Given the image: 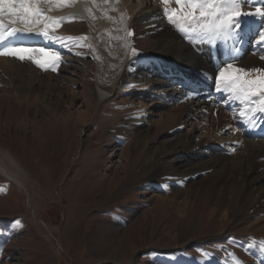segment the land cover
<instances>
[{"label":"rangeland","instance_id":"374dc122","mask_svg":"<svg viewBox=\"0 0 264 264\" xmlns=\"http://www.w3.org/2000/svg\"><path fill=\"white\" fill-rule=\"evenodd\" d=\"M123 2L132 33L129 56L133 48L141 56L124 67L110 99L90 102L88 110L84 105L85 89L98 96L94 50L82 19L52 26L58 37L72 38L70 51L63 44L41 45L59 50L69 63L44 71L29 61L44 79H32L21 67L11 76L0 69V97L6 98L0 102V156L8 165L0 157V264H261L256 255L263 254L264 201L251 213L227 202L219 208L217 195L200 193L197 182L208 165L198 171L181 166L179 158L190 152L174 135H190L196 148L199 133L190 126L158 129L151 107L136 99L140 84L128 85L138 78L134 65L157 57L163 45L140 18L145 6L160 0ZM161 7L167 27L180 33ZM243 10L255 9L246 4ZM107 28L98 36L109 47ZM235 67L248 78L264 75L249 71L264 65Z\"/></svg>","mask_w":264,"mask_h":264},{"label":"bare ground","instance_id":"6f19581e","mask_svg":"<svg viewBox=\"0 0 264 264\" xmlns=\"http://www.w3.org/2000/svg\"><path fill=\"white\" fill-rule=\"evenodd\" d=\"M123 3V0H109L108 3H103V0H59L56 3L39 5L48 10L49 17L57 18V22H65L68 18L82 19L89 30L86 38L94 50L98 97L94 99L89 90H84L82 96L86 110L90 102L99 103L113 97L118 83L122 82L120 78L124 67L132 61L129 56L130 44L127 42L129 20ZM138 4H141V0H138ZM145 7L140 18L147 21L148 31L155 32L153 36H159L163 51L155 58H142L135 64L132 72L139 71L138 78H131L128 85L140 84L141 90L136 99L139 103L151 107V115L158 119L152 122L157 124L158 129L171 126L175 130L190 126L189 131L199 133L196 148L192 146L190 135L182 139L184 135H174L180 139L183 151L190 152L185 153L184 158H179L181 166H189L191 170L198 171L200 166L208 165L206 169L209 170L205 178L197 182L201 185L200 193L209 192L206 193L207 196L217 195L218 201L215 204L219 208L227 202L230 206L237 207L238 211L247 207L250 212L254 211L261 207L260 204L264 201V139H255L251 135L260 128L264 129V120L257 115L258 126L245 127L247 124L239 118L242 109L239 101L228 100V93H217L214 90V79L205 78L214 77L217 65L223 66L225 57L221 44L218 43L215 48L203 44L197 49L192 46L194 42L189 41L184 34L167 27L161 18L160 3L151 5L150 8L148 5ZM3 18L5 23H8L9 17L6 14ZM103 26L106 30L107 26L111 29L113 40L109 47L104 45L98 36L99 31H103ZM29 39L39 45H52L42 37L33 36ZM261 51L249 37L234 66L248 68L264 65V59L261 60L264 51ZM12 60V57L0 56V69L14 73L16 68L21 67L32 79L40 76L32 62L15 64ZM155 70L161 73L160 77L155 76ZM8 74L11 76L12 73ZM38 79L42 80L44 77L40 76ZM192 89L197 90L198 95H190ZM129 91L130 89L126 93ZM10 94L11 92H8L6 95L8 99ZM2 98L0 97V100ZM203 144L207 149L201 152L199 148H202ZM9 153L15 160L12 152ZM195 156L207 157L205 161L202 159V162L197 164L195 159L198 157L192 159ZM0 157L2 162L3 156ZM2 163L6 165L4 161ZM197 196L203 197L202 194ZM256 259L258 263L264 264V253L256 255Z\"/></svg>","mask_w":264,"mask_h":264},{"label":"snow or ice","instance_id":"6c2138e0","mask_svg":"<svg viewBox=\"0 0 264 264\" xmlns=\"http://www.w3.org/2000/svg\"><path fill=\"white\" fill-rule=\"evenodd\" d=\"M56 2L59 0H0V56L31 61L44 71H57L61 65L69 63L61 58L59 50L29 39L42 37L44 41L63 44L64 48L71 50L72 38L58 37L52 31L57 18L49 17L48 10L39 7L41 3ZM108 2L103 0V3ZM160 3L164 6V17L187 39L213 48L218 43L222 45L223 66L217 65L216 75L205 78L214 79L217 93H228V100L239 101L242 106L239 118L250 128H256L259 124L257 115L264 120V75L248 78L245 69L234 65L249 37L254 45L264 50V0H160ZM172 3L179 8L171 7ZM246 4L255 10L244 11ZM5 14L9 17L8 23L4 21ZM140 56L141 53L133 48L130 66ZM249 71L262 73L264 69ZM190 95H198L197 90L192 89ZM15 224L19 226L20 221L17 219ZM260 250L264 253V245ZM237 264L244 262L238 260Z\"/></svg>","mask_w":264,"mask_h":264}]
</instances>
